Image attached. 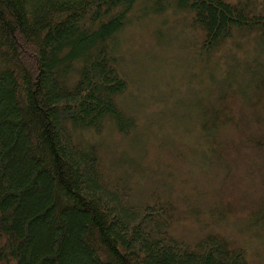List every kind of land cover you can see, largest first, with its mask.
Wrapping results in <instances>:
<instances>
[{"label": "trees", "instance_id": "trees-1", "mask_svg": "<svg viewBox=\"0 0 264 264\" xmlns=\"http://www.w3.org/2000/svg\"><path fill=\"white\" fill-rule=\"evenodd\" d=\"M141 1L0 0V264H260L219 232L174 234L175 202L132 201L88 136L127 138L138 126L137 106L122 102L118 35ZM139 10L137 19L171 11L198 35L191 54L214 85L202 142L222 170L208 213L261 236L264 0H149Z\"/></svg>", "mask_w": 264, "mask_h": 264}, {"label": "rangeland", "instance_id": "rangeland-1", "mask_svg": "<svg viewBox=\"0 0 264 264\" xmlns=\"http://www.w3.org/2000/svg\"><path fill=\"white\" fill-rule=\"evenodd\" d=\"M148 2L142 0L134 8L118 35L125 55L121 69L129 82L122 102L137 106L138 126L127 138L108 129L101 137L88 136L101 144L107 176L127 180L132 201L175 202L174 234L194 242L205 233L219 232L242 246L252 262L264 264V233L260 236L246 231L245 222L229 217L221 221L208 213L216 205L222 170L202 142L200 123L214 85L191 54L198 35L185 29L171 11L137 19L139 7ZM154 191L158 195L152 199Z\"/></svg>", "mask_w": 264, "mask_h": 264}]
</instances>
